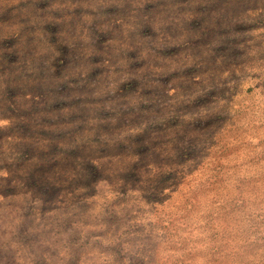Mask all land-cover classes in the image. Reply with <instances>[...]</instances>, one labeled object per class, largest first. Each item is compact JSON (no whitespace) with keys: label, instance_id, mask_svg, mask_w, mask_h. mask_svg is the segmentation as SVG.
<instances>
[{"label":"rangeland","instance_id":"rangeland-1","mask_svg":"<svg viewBox=\"0 0 264 264\" xmlns=\"http://www.w3.org/2000/svg\"><path fill=\"white\" fill-rule=\"evenodd\" d=\"M0 264H264V0H0Z\"/></svg>","mask_w":264,"mask_h":264}]
</instances>
